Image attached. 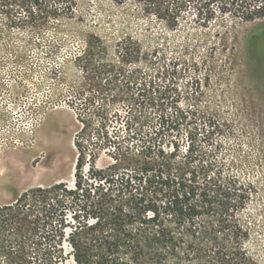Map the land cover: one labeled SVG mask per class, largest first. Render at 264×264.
<instances>
[{"label":"trees","instance_id":"16d2710c","mask_svg":"<svg viewBox=\"0 0 264 264\" xmlns=\"http://www.w3.org/2000/svg\"><path fill=\"white\" fill-rule=\"evenodd\" d=\"M17 1L31 24L46 18L47 23L82 20L90 1L136 5L169 28L179 25L192 4L202 17L219 3L223 12L236 11L245 22L264 20V0ZM88 40L91 46L92 41L104 45L100 37L90 35ZM105 49L85 51L80 65L89 87L85 92L97 86L98 95L82 93L79 101H72L81 128L75 139V189L64 192L73 201H22L30 194H47L48 200L62 187L58 185L31 191L15 204L0 207V264H65L64 242L76 264H255L244 249L248 228L238 219L251 188L235 175L224 177L221 166L209 162L198 144L199 134L203 142H213L220 126L189 127L179 101H166L168 87L161 92L155 78L137 65L152 64L154 56L143 54L133 37L120 42L116 61ZM97 101L103 106L94 109ZM119 101L122 107L113 111L112 105ZM183 127L191 129L185 144L178 139ZM99 151L113 163L98 168ZM38 206L47 210V230L38 228L37 221H42L40 212L34 213ZM212 212L216 223L209 226L206 219ZM31 218L36 239L29 250L21 229L13 226Z\"/></svg>","mask_w":264,"mask_h":264},{"label":"rangeland","instance_id":"374dc122","mask_svg":"<svg viewBox=\"0 0 264 264\" xmlns=\"http://www.w3.org/2000/svg\"><path fill=\"white\" fill-rule=\"evenodd\" d=\"M220 7L212 4V12L202 17L192 4L179 25L169 28L136 5L90 1L82 20L47 23L46 18L31 24L17 0H0V207L58 185L62 187L48 200L47 194H30L22 201H73L64 192L75 189V139L81 128L72 101L99 91L94 86L85 92L89 87L80 68L83 54L106 48L116 61L118 45L131 36L143 54L154 56L152 64L137 65L155 78L161 92L168 87L166 101H179L189 127L220 126L213 142H203L199 134L198 144L209 162L221 166L224 177L235 175L251 188L238 219L249 231L245 251L255 264H264V20L245 22L236 11ZM90 35L102 38L104 45L87 44ZM102 106L97 101L94 109ZM112 106L118 110L122 102ZM190 128L183 127L178 135L183 144ZM112 163L99 151L98 168ZM34 211L42 219L37 221L39 230H47V210L38 206ZM216 217L212 212L207 224L214 225ZM32 223L18 220L13 226L21 229L29 250L36 239ZM71 252L64 242L65 264H76Z\"/></svg>","mask_w":264,"mask_h":264}]
</instances>
